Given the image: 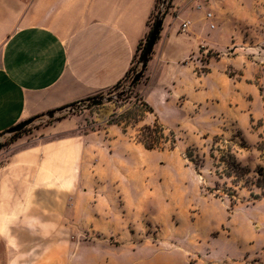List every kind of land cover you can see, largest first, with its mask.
<instances>
[{
	"label": "rangeland",
	"instance_id": "374dc122",
	"mask_svg": "<svg viewBox=\"0 0 264 264\" xmlns=\"http://www.w3.org/2000/svg\"><path fill=\"white\" fill-rule=\"evenodd\" d=\"M211 11V37L202 29L197 58L179 77L165 74V95L150 93L153 103L146 69L129 87L142 45L133 72L91 97L99 104L84 101L56 119L32 116L10 144L12 135L0 133V182L10 184L4 213L17 222L7 244L0 234V264H264V196H251L261 188L239 187L235 202L210 190L229 180L215 173L216 135L233 139L252 175L264 168V0H215L208 18ZM63 118L73 123L48 129ZM157 120L176 143L149 150L137 137ZM66 138H75L77 154L69 185L59 175L34 180L27 151ZM189 149L204 162L189 160Z\"/></svg>",
	"mask_w": 264,
	"mask_h": 264
},
{
	"label": "crops",
	"instance_id": "0c3cea01",
	"mask_svg": "<svg viewBox=\"0 0 264 264\" xmlns=\"http://www.w3.org/2000/svg\"><path fill=\"white\" fill-rule=\"evenodd\" d=\"M214 3L173 0L145 71L150 78L145 91L150 103V93L165 95L167 72L179 77L186 60L197 58L203 45L202 29L205 39L211 37L212 29H216L214 14L211 11L208 18L206 12ZM155 4L156 0H2L0 133L123 80L151 28L149 20ZM72 123L71 118H63L48 129H64ZM74 141L60 139L28 150L34 180L44 183L47 176L59 175L65 177L58 184L69 185L70 177L77 172ZM16 157L24 158L21 153ZM11 187L24 190L17 184ZM9 189L10 184L0 182V234L5 235L6 244L14 232L9 223H17L4 213L11 205ZM16 204L25 206L24 201Z\"/></svg>",
	"mask_w": 264,
	"mask_h": 264
},
{
	"label": "trees",
	"instance_id": "16d2710c",
	"mask_svg": "<svg viewBox=\"0 0 264 264\" xmlns=\"http://www.w3.org/2000/svg\"><path fill=\"white\" fill-rule=\"evenodd\" d=\"M172 6H173V0H156L155 9L149 20L150 26H151V21L154 15L156 16V19L158 18L160 14H163V16L165 17V15L169 12ZM151 29H152V26L148 34L146 35L145 39L140 42L138 51L142 45L146 44V41L149 37ZM138 51H137V54H138ZM137 54L135 56V59L137 57ZM134 67H135V64L132 65V67L130 68V71L128 72L125 78H127L129 74L133 72ZM123 80L118 82L114 87L119 86V84ZM91 97L73 102L69 105H76V104L82 103L84 101L91 99ZM146 111L153 112L152 106L149 105L148 103H146ZM40 115L41 114H38L36 116H40ZM24 131L25 129H23L20 132L14 133L9 139L8 143L10 144L16 141L24 133ZM241 134H242L241 132H238V134L234 135L233 137H239L242 141L241 146L243 145L245 146V144H243L245 143V140L243 139ZM137 138H138V141L142 143L146 149H149V150L159 147L163 140L170 141L172 145L176 143L175 132L173 130H169L167 127H165L164 124H162L158 120L152 124H145L139 130V135ZM214 139L216 142L219 143L218 145L215 144L212 147V152H211V157L216 161L215 166L217 169L215 170V173L219 176V178L223 179L226 177L229 180H225L223 182L217 180L215 182L216 187L210 188V190L211 191L220 190L224 194H226L233 202H235L238 198V188L239 187H244V186L249 187L253 185V186H257L261 188L262 190L261 193L251 192V196L253 197V199H259L261 198V196H264V168L261 166L257 170H255L258 172L257 176L252 175L251 172L253 170L251 169V167L242 164V162L238 159L237 154L233 149V146H232L233 144L229 143L233 141V139H227L219 135H216ZM215 150L218 152V154L215 153ZM193 151H194L193 149H189L187 151L186 153L187 158L195 162L197 165L200 162H204V159L201 158L199 155H195Z\"/></svg>",
	"mask_w": 264,
	"mask_h": 264
},
{
	"label": "water",
	"instance_id": "95a60500",
	"mask_svg": "<svg viewBox=\"0 0 264 264\" xmlns=\"http://www.w3.org/2000/svg\"><path fill=\"white\" fill-rule=\"evenodd\" d=\"M163 18H164L163 14H160L158 16V18L156 19V21H155V23L151 29V32H150L149 37L146 41L143 52L140 56L141 68L139 71H137L134 74V76H133V78L129 84V87L134 86L141 79L144 70L147 68L148 61L151 57V53L153 51L154 45H155V43L159 37V34L161 32V29H162ZM88 101L91 105H96V104L100 103L101 99L91 98ZM71 110H74V105H66V106L45 112V113L41 114L39 117H47L49 119H56L58 114L61 113L62 111H71ZM34 120H35V118H28V119L20 122L19 124L9 128L5 133L13 135L14 133L20 132L25 127L30 125Z\"/></svg>",
	"mask_w": 264,
	"mask_h": 264
},
{
	"label": "built area",
	"instance_id": "2783aa9c",
	"mask_svg": "<svg viewBox=\"0 0 264 264\" xmlns=\"http://www.w3.org/2000/svg\"><path fill=\"white\" fill-rule=\"evenodd\" d=\"M211 14H209V16H210ZM184 28L187 26V22H185V23H183V25H182Z\"/></svg>",
	"mask_w": 264,
	"mask_h": 264
}]
</instances>
